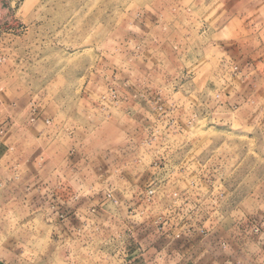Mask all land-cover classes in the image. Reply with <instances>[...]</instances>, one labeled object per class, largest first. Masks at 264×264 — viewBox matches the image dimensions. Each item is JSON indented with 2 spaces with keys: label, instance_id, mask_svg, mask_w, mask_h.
<instances>
[{
  "label": "rangeland",
  "instance_id": "rangeland-1",
  "mask_svg": "<svg viewBox=\"0 0 264 264\" xmlns=\"http://www.w3.org/2000/svg\"><path fill=\"white\" fill-rule=\"evenodd\" d=\"M218 1L0 0V103L30 117L43 114L47 132H82L78 149L90 161L93 185L101 181L100 160L113 161L120 146L132 142L142 150L128 156V164L147 160L148 150H168L182 165L193 162L192 169L202 160L206 170L228 150L239 161L231 177L235 201L257 197L264 128L259 120L243 125L223 115L213 101L227 75ZM205 179L208 189L205 183H213ZM11 188L0 184V264H119L132 220L147 218L125 207L122 216L111 215L109 227L91 220L62 235L56 222L69 220L66 210L54 215L55 204L37 202L34 184L27 185L25 200ZM111 192L114 212L119 203Z\"/></svg>",
  "mask_w": 264,
  "mask_h": 264
},
{
  "label": "crops",
  "instance_id": "crops-1",
  "mask_svg": "<svg viewBox=\"0 0 264 264\" xmlns=\"http://www.w3.org/2000/svg\"><path fill=\"white\" fill-rule=\"evenodd\" d=\"M216 7L227 29L220 43L227 75L213 101L223 115L243 125L259 120L264 128V0H219ZM238 23L244 24L239 30ZM248 23L254 25L248 28ZM250 40L258 44L251 46ZM16 108L0 103V184L18 187L14 195L24 200L27 185L34 184L37 202L55 204L54 215L66 210L69 220L56 222L60 234L91 220L106 226L113 213L122 216L126 207L147 218L132 220L128 253L120 252L119 264H264V183L257 197L248 194L236 202L238 186L231 177L239 161L230 151L218 153L206 170L202 160L192 169L193 162L182 165L168 150H148L143 155L147 160L128 164L126 158L142 150L131 142L120 146L113 161L100 160L101 181L93 185L90 161L78 149L83 133L67 127L47 132L46 116L38 113L33 121L34 114ZM126 166L130 170H122ZM113 168L119 170L111 180ZM206 177L213 183H205L208 189L203 187ZM148 188L155 189L150 202L144 199ZM108 192L119 203L114 212ZM94 204L97 212L89 214ZM159 217L166 222L160 224Z\"/></svg>",
  "mask_w": 264,
  "mask_h": 264
},
{
  "label": "built area",
  "instance_id": "built-area-1",
  "mask_svg": "<svg viewBox=\"0 0 264 264\" xmlns=\"http://www.w3.org/2000/svg\"><path fill=\"white\" fill-rule=\"evenodd\" d=\"M154 195H155V189L154 188H148L147 191H146V194L144 195V199L147 202H150V201H152ZM108 197H111V194H108ZM158 221H159L160 224H164V222H166V218L159 217Z\"/></svg>",
  "mask_w": 264,
  "mask_h": 264
}]
</instances>
